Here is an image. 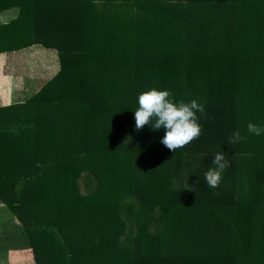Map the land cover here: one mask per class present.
Instances as JSON below:
<instances>
[{"label":"trees","instance_id":"obj_1","mask_svg":"<svg viewBox=\"0 0 264 264\" xmlns=\"http://www.w3.org/2000/svg\"><path fill=\"white\" fill-rule=\"evenodd\" d=\"M19 6L29 34L10 46L53 48L59 68L0 106L7 239L34 264H264V134L246 127H264V0ZM151 87L204 104L199 138L173 152L163 128L135 129ZM216 152L230 166L212 188Z\"/></svg>","mask_w":264,"mask_h":264},{"label":"crops","instance_id":"obj_2","mask_svg":"<svg viewBox=\"0 0 264 264\" xmlns=\"http://www.w3.org/2000/svg\"><path fill=\"white\" fill-rule=\"evenodd\" d=\"M28 1L31 0H0V106L22 101L24 95L37 90L40 81L52 77L59 68L56 50L53 48L39 44L18 49L10 46L7 37L29 34L23 30L21 23L14 22L20 10L19 5ZM9 216L11 219L13 214L0 200V237L2 238L5 236L4 227L7 225L6 228L10 229V224L3 222ZM23 255H29L27 248L9 249L6 253L7 259L3 262H8V259L12 263L21 262V259L28 257Z\"/></svg>","mask_w":264,"mask_h":264},{"label":"clouds","instance_id":"obj_3","mask_svg":"<svg viewBox=\"0 0 264 264\" xmlns=\"http://www.w3.org/2000/svg\"><path fill=\"white\" fill-rule=\"evenodd\" d=\"M205 115L204 104L196 99L190 101L175 100L167 89L151 87L138 95V107L135 110V129L140 130L145 125H150L153 130L164 129L160 143L170 151L186 146L194 139L199 138L202 128L199 116ZM247 131L253 135L264 134V127L253 122H248ZM245 139L239 130L232 133L229 144L234 146ZM213 167L205 172L204 179L209 187L216 188L222 180V174L229 162L223 152L214 153ZM39 166V165H38ZM189 191L192 186L189 185Z\"/></svg>","mask_w":264,"mask_h":264},{"label":"rangeland","instance_id":"obj_4","mask_svg":"<svg viewBox=\"0 0 264 264\" xmlns=\"http://www.w3.org/2000/svg\"><path fill=\"white\" fill-rule=\"evenodd\" d=\"M55 55L57 56L56 51H55ZM44 81H45V79L41 80L40 83L42 84V83H44ZM27 96H28V94L24 95L23 100H25V98H27ZM79 185H80V191L82 193H85L90 189V187L94 186V180L90 176L81 177L79 180ZM3 222H5L6 224H11L10 216L6 219V221L4 220ZM9 228L10 229L8 230L6 227H4L5 236H4V238L0 237V264H34V259L32 258L33 257L32 252L28 248H27V252L29 253V255H23V256H28V257L21 259V262L12 263V262H9V259H8V262H3L4 260L7 259L6 253L9 251V249H15V250L17 248L21 249L19 243L17 244V242L15 240L7 239V236L11 232L10 231L11 227L9 226ZM10 237H11V235H10ZM4 246H5V249H4ZM5 251H6V253H5ZM9 258H10V256H9Z\"/></svg>","mask_w":264,"mask_h":264}]
</instances>
